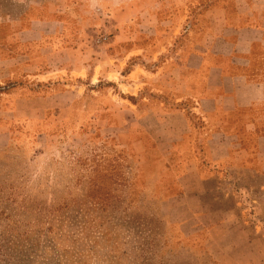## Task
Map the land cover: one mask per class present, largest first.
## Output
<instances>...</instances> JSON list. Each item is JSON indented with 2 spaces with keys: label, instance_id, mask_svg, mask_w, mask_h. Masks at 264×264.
Returning a JSON list of instances; mask_svg holds the SVG:
<instances>
[{
  "label": "rangeland",
  "instance_id": "obj_1",
  "mask_svg": "<svg viewBox=\"0 0 264 264\" xmlns=\"http://www.w3.org/2000/svg\"><path fill=\"white\" fill-rule=\"evenodd\" d=\"M160 4L0 0V264H264V230L167 213L175 174L140 135L157 93L131 98L128 86L130 49L148 48L147 65L172 61L151 41L175 26ZM28 20L44 34L15 41ZM255 68L264 81V62Z\"/></svg>",
  "mask_w": 264,
  "mask_h": 264
},
{
  "label": "crops",
  "instance_id": "obj_2",
  "mask_svg": "<svg viewBox=\"0 0 264 264\" xmlns=\"http://www.w3.org/2000/svg\"><path fill=\"white\" fill-rule=\"evenodd\" d=\"M161 2L162 23L175 26L151 41L157 42L158 60L171 49L172 61L147 65L138 55L147 56L148 48L130 49L128 86L131 98L140 92L150 101L142 92L147 86L157 93L158 105L145 111L154 117V127L140 135L147 136L156 164L175 174L167 213L213 216L212 230L263 231L264 81L255 66L264 62V0ZM28 21V30L15 33V41H38L44 34L34 28L45 21ZM182 22L188 28L178 36ZM7 132L0 125V134ZM240 240L247 248L248 240L242 235Z\"/></svg>",
  "mask_w": 264,
  "mask_h": 264
}]
</instances>
